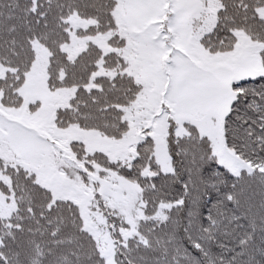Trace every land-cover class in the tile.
<instances>
[{
  "label": "snow or ice",
  "instance_id": "6c2138e0",
  "mask_svg": "<svg viewBox=\"0 0 264 264\" xmlns=\"http://www.w3.org/2000/svg\"><path fill=\"white\" fill-rule=\"evenodd\" d=\"M0 264H264V0H0Z\"/></svg>",
  "mask_w": 264,
  "mask_h": 264
}]
</instances>
